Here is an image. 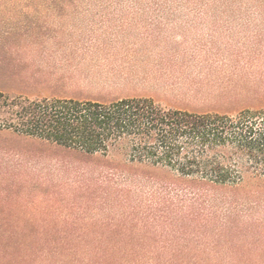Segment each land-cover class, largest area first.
Returning <instances> with one entry per match:
<instances>
[{"label": "rangeland", "instance_id": "obj_1", "mask_svg": "<svg viewBox=\"0 0 264 264\" xmlns=\"http://www.w3.org/2000/svg\"><path fill=\"white\" fill-rule=\"evenodd\" d=\"M0 91L264 106V0H0ZM118 161L0 131V264H264V208L147 207Z\"/></svg>", "mask_w": 264, "mask_h": 264}, {"label": "trees", "instance_id": "obj_2", "mask_svg": "<svg viewBox=\"0 0 264 264\" xmlns=\"http://www.w3.org/2000/svg\"><path fill=\"white\" fill-rule=\"evenodd\" d=\"M0 131L84 157L119 159L104 163L98 179H114L118 192L145 195L147 207L264 208L262 105L196 111L165 107L147 96L29 98L0 91ZM172 194L179 197L170 199Z\"/></svg>", "mask_w": 264, "mask_h": 264}]
</instances>
